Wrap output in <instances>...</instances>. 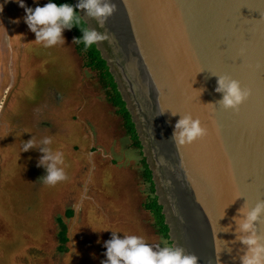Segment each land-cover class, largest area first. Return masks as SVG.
Returning a JSON list of instances; mask_svg holds the SVG:
<instances>
[{"label":"water","instance_id":"95a60500","mask_svg":"<svg viewBox=\"0 0 264 264\" xmlns=\"http://www.w3.org/2000/svg\"><path fill=\"white\" fill-rule=\"evenodd\" d=\"M113 3L103 27L77 10L110 37L95 45L135 124L170 239L198 264H239L234 218L264 201V0ZM218 76L250 90L237 112L219 105ZM186 114L207 135L177 148Z\"/></svg>","mask_w":264,"mask_h":264},{"label":"rangeland","instance_id":"374dc122","mask_svg":"<svg viewBox=\"0 0 264 264\" xmlns=\"http://www.w3.org/2000/svg\"><path fill=\"white\" fill-rule=\"evenodd\" d=\"M23 3L33 10L47 4ZM25 8L0 0V264H103L111 231L173 245L143 209L153 196L143 180V147L132 145L71 34L45 48L24 22ZM46 137L64 156L67 180L55 186L41 182L47 173L37 166ZM32 138L36 149L23 152Z\"/></svg>","mask_w":264,"mask_h":264},{"label":"clouds","instance_id":"9594fccd","mask_svg":"<svg viewBox=\"0 0 264 264\" xmlns=\"http://www.w3.org/2000/svg\"><path fill=\"white\" fill-rule=\"evenodd\" d=\"M19 6L25 8L23 0H19ZM75 7L84 10L86 16L94 19L99 27H103L116 11L113 0H80ZM25 13L24 22L35 34V41L45 48L64 45L63 32L79 27L82 22L73 6L67 3L57 5L52 0L34 10L25 8ZM79 28L82 37L75 39L74 42L83 44L85 51L98 42L110 39L107 34L94 29ZM111 39L114 40V37ZM217 85L215 91L222 94V99L218 103L226 111L237 112L251 94L249 89L241 87L239 81L228 76H218ZM206 135L207 129L201 126V121L186 114L175 124L171 140L175 142L177 148H183ZM52 143L53 139L46 137L40 141L38 148L43 155L37 166L45 168L47 173L41 182L48 186H55L67 180L62 167L63 153L53 151L50 147ZM22 147L23 152L36 149L34 138L24 142ZM234 219L236 224L234 242H239L242 246L239 264H264V234L257 228V225H264V201L257 202L251 208L245 202ZM104 247L106 259L103 264H198V257L187 254L181 247L167 243L151 245L137 235L120 237L117 232L111 231V239L105 242Z\"/></svg>","mask_w":264,"mask_h":264},{"label":"trees","instance_id":"16d2710c","mask_svg":"<svg viewBox=\"0 0 264 264\" xmlns=\"http://www.w3.org/2000/svg\"><path fill=\"white\" fill-rule=\"evenodd\" d=\"M45 1L47 3L49 2V0ZM52 2L56 3L57 5L67 3L73 6L78 13V10L74 6L72 0H52ZM79 27L87 28V25L82 20L81 25ZM79 27H73L71 30H67L71 34L73 42L75 39L82 37V32L80 31ZM74 47L76 53L83 59L84 67L88 70L93 71L96 74L101 87L107 92V99L109 103H111L112 106L116 109L117 115L122 118L124 128L130 136L132 145L137 149H142L141 142L135 129V124L132 122V117L126 108V103L123 101L121 94L118 90L117 84L114 80V77L110 73V69L106 61L102 58L101 53L98 51L96 45H93L86 51L84 50L83 44H77L74 42ZM143 166V180L145 184H150L151 192L153 195L146 203L143 204V209L145 212L152 214L153 218L155 219L158 233L162 237L169 239V227L165 223L166 219L162 213L163 207L158 203V197L156 196L155 191V184L153 182V175L146 162V158L143 159ZM69 213H71L72 215V211H69ZM60 227L61 232L59 233V238L61 246L59 248V252L65 253L66 248L64 245L68 242V239L66 237V228L62 222H60Z\"/></svg>","mask_w":264,"mask_h":264},{"label":"flooded vegetation","instance_id":"af4514ba","mask_svg":"<svg viewBox=\"0 0 264 264\" xmlns=\"http://www.w3.org/2000/svg\"><path fill=\"white\" fill-rule=\"evenodd\" d=\"M0 109H1V107H0Z\"/></svg>","mask_w":264,"mask_h":264}]
</instances>
